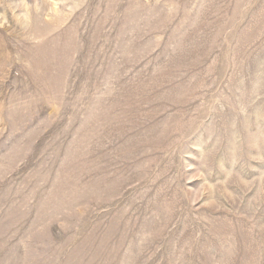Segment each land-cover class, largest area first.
<instances>
[{
  "label": "rangeland",
  "instance_id": "1",
  "mask_svg": "<svg viewBox=\"0 0 264 264\" xmlns=\"http://www.w3.org/2000/svg\"><path fill=\"white\" fill-rule=\"evenodd\" d=\"M0 264H264V0H0Z\"/></svg>",
  "mask_w": 264,
  "mask_h": 264
}]
</instances>
